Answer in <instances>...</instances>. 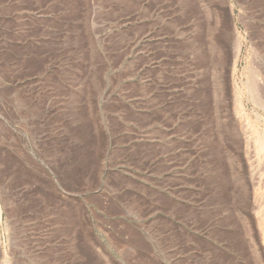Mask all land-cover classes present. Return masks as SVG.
I'll list each match as a JSON object with an SVG mask.
<instances>
[{
    "label": "rangeland",
    "instance_id": "1",
    "mask_svg": "<svg viewBox=\"0 0 264 264\" xmlns=\"http://www.w3.org/2000/svg\"><path fill=\"white\" fill-rule=\"evenodd\" d=\"M263 134L264 0H0V264H264Z\"/></svg>",
    "mask_w": 264,
    "mask_h": 264
},
{
    "label": "bare ground",
    "instance_id": "2",
    "mask_svg": "<svg viewBox=\"0 0 264 264\" xmlns=\"http://www.w3.org/2000/svg\"><path fill=\"white\" fill-rule=\"evenodd\" d=\"M239 49L240 48H237L236 55H238ZM257 143H258V152L264 153V134L261 135V137L257 138ZM249 159L250 158H248V160ZM249 162H251V161H249ZM257 227H258L259 235L261 236V239H262V243L264 245V214L262 216H258Z\"/></svg>",
    "mask_w": 264,
    "mask_h": 264
}]
</instances>
